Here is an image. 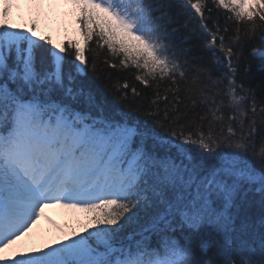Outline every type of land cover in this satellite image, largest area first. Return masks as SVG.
I'll list each match as a JSON object with an SVG mask.
<instances>
[{
	"label": "snow or ice",
	"instance_id": "snow-or-ice-1",
	"mask_svg": "<svg viewBox=\"0 0 264 264\" xmlns=\"http://www.w3.org/2000/svg\"><path fill=\"white\" fill-rule=\"evenodd\" d=\"M49 3L83 46L38 36L39 11L14 27L0 2V264H264V76L244 83L264 73V0ZM93 37L149 92L96 49L89 63ZM50 207L85 213L84 234L6 255Z\"/></svg>",
	"mask_w": 264,
	"mask_h": 264
},
{
	"label": "trees",
	"instance_id": "trees-1",
	"mask_svg": "<svg viewBox=\"0 0 264 264\" xmlns=\"http://www.w3.org/2000/svg\"><path fill=\"white\" fill-rule=\"evenodd\" d=\"M2 1V0H1ZM20 8V12L22 11V14L16 15L15 13L13 14L16 20V24H14V27L18 28H23L25 25L28 24V22L34 18H36V13L37 10L33 6H27L23 5L21 3L18 4ZM225 13L221 12L220 13V23L223 25L224 23V17ZM43 20L39 21L37 25V35L38 36H46L52 40V42L56 45L60 46H65L67 47L68 45H81L83 46V40L77 31V25L74 23L73 25H70L69 27H66L65 30L58 29L54 23H49L45 24ZM43 26L45 29H43ZM235 24L232 23L230 24V28H234ZM96 38L93 37L92 40L89 41V46L88 49L86 50V58L88 59L89 63H91V60L93 58V52L90 49H96V51L99 53V56L97 57L98 61V68L104 70V75L111 74V77L113 80L119 78L120 80H123L125 76L128 79V82L130 84H135L138 89H142L143 92L148 93L149 90L143 89L142 85H139L138 82H135L134 77L130 74L124 73V72H117L112 69H108L101 61L103 58L107 55V50L105 49H99L96 48V43H95ZM197 46H194L192 49V52L190 53V56L193 57H198V56H204L207 58L210 54L203 51L201 48L198 47L199 42H195ZM69 51H73V48H69ZM241 71H242V66H241ZM264 76V73H261L257 71V64L255 62L252 63V72L250 74V79H247L244 81L246 85H257L259 81L261 80V77ZM241 76H238V80L241 79ZM82 82L86 85L90 84L92 87L93 92L98 93L100 96L103 97L104 100H106L109 104L113 103L112 97L109 94V92L105 89L104 84L102 82L103 77L101 80H97L94 76V74L91 71H87L86 74L80 78ZM260 89H257V94L259 95ZM150 94V93H149ZM146 102V101H145ZM115 107H120L119 105H115ZM260 139L259 137L257 138V144L259 145ZM250 214L255 215L256 210L251 209L249 210ZM243 214V213H242ZM88 217L85 213L82 212H76L74 215L69 216L66 220L64 221V228H63V233L67 234V232L73 234L74 232H79L81 234H84V226L87 224ZM62 234L61 232H49L45 231L42 235L43 243L40 244L39 246H36L35 248H45L47 245H55L56 241L59 240H65L66 236ZM68 235V234H67ZM21 252H17L19 254ZM9 256H12L11 254Z\"/></svg>",
	"mask_w": 264,
	"mask_h": 264
},
{
	"label": "rangeland",
	"instance_id": "rangeland-1",
	"mask_svg": "<svg viewBox=\"0 0 264 264\" xmlns=\"http://www.w3.org/2000/svg\"><path fill=\"white\" fill-rule=\"evenodd\" d=\"M28 5L32 4L35 6V0H27L26 1ZM13 7L10 12L13 13L15 0H12ZM36 8V6H35ZM38 11L40 12L39 15V21L43 18V20L46 21V23L52 22L58 29L62 27L63 30L66 29V27H69L70 25L74 24V16H73V10L64 5H52L49 3V0H42V3L39 6ZM9 21L12 22L13 18L10 17ZM44 29V28H43ZM65 210L62 208H56V207H50L46 208L43 211V214L41 215V218L44 217V213H48L50 215V219L52 220L54 216H62V218L65 215ZM67 215H65L66 218ZM48 222H44L43 219L39 220L36 225L32 228V231L23 239L18 241L15 245L12 247H17L19 244L22 243L24 240L28 245H32L34 242L39 241V231L41 230L42 226H49V224H46Z\"/></svg>",
	"mask_w": 264,
	"mask_h": 264
}]
</instances>
